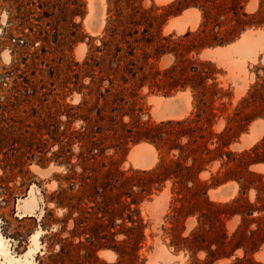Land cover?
I'll return each mask as SVG.
<instances>
[{
	"label": "rangeland",
	"instance_id": "rangeland-1",
	"mask_svg": "<svg viewBox=\"0 0 264 264\" xmlns=\"http://www.w3.org/2000/svg\"><path fill=\"white\" fill-rule=\"evenodd\" d=\"M89 3L0 0V264H264V0Z\"/></svg>",
	"mask_w": 264,
	"mask_h": 264
},
{
	"label": "bare ground",
	"instance_id": "bare-ground-1",
	"mask_svg": "<svg viewBox=\"0 0 264 264\" xmlns=\"http://www.w3.org/2000/svg\"><path fill=\"white\" fill-rule=\"evenodd\" d=\"M156 1L159 4H167V3L171 2L172 0H156ZM89 2H90L89 3V7H90V10L92 11V6H91L92 0H89ZM198 14L199 13H196V11H192V10L184 11L181 16L173 18V19H171L169 21L168 25L166 26L167 30L170 29V28L172 29V27H176V31L179 34L184 33V31L186 30V24H182V23L186 22V23L190 24L191 27H194L196 25L195 19H198V16H199ZM94 19H96V18L94 17ZM95 23H97V22H94V26L95 27L98 24L101 25L100 24L101 22L100 23L98 22V24H96V25H95ZM90 25L91 24H89V26ZM93 31H92V33H93ZM249 33H250L249 31L243 33L238 40H236L235 42H233V43H231V44H229V45H227L225 47H217V48L212 49V50H207V51H205L203 53L204 56H206L208 54L209 55L212 54V56H214V54L219 55L220 60H222L223 64L226 66L227 70H229L230 73L233 76V83H234V86H235V89H236V93L235 94H237L238 96L239 95L241 96L242 93L245 92V88L247 89V85H248L246 80L242 76H239L238 73H244V64L248 60L249 61H254L256 54L259 51H261L263 49V47H264V36L260 35V36L255 37V38L254 37H246L247 34H249ZM230 50H231V52L234 55H236L238 57V59L229 58L228 54H229ZM186 94H187V92H182V93H180V96H182L184 98L186 96ZM155 100L156 99L154 97V99L152 101H155ZM157 100H158V98H157ZM157 100H156L155 104L159 102V100L158 101ZM166 101L169 102L168 107L165 109L167 111V116L169 118H179L180 116H182V110H181L182 108L180 106H178V105L173 104L172 98L171 99L169 98ZM253 128H254V130L253 131L251 130V133H250L249 136H247V135L243 136V137H248L247 141L251 140V142H252L255 139V134H256L255 127H253ZM247 141H246V143H247ZM246 143H244V144H246ZM244 144L242 143L241 147H242V145L244 146ZM156 153L157 152H155L154 148L151 145L146 144V143H142V144H139V145L135 146V148H134L133 152L131 153L130 157L133 160L134 167L147 170V169H149V168H151L153 166V162L155 160V154ZM52 168H54V167H52ZM259 169H262L261 171H263L264 167L263 168H259ZM34 170H36V169L34 168ZM50 170H52V169H50ZM259 172H260V170H259ZM24 205L26 206L27 209L30 210V209L34 208L35 205H37V204H35V201H34V199L32 197V199H26L24 201ZM32 213H33V210H32ZM1 244L2 243H0V245ZM1 248H0V251H1ZM110 254H111V256L113 255L109 251H106V252L104 251L103 253H101L99 255H102V256H104L106 258H110ZM4 255H6V254H4Z\"/></svg>",
	"mask_w": 264,
	"mask_h": 264
},
{
	"label": "trees",
	"instance_id": "trees-1",
	"mask_svg": "<svg viewBox=\"0 0 264 264\" xmlns=\"http://www.w3.org/2000/svg\"><path fill=\"white\" fill-rule=\"evenodd\" d=\"M227 41H224V40H217L216 38L215 39H213L212 41H211V43H201V46H202V48L201 49H203V48H209V47H212V46H222V45H224L225 43H226ZM200 46V47H201ZM123 70H126V67L123 69ZM155 130H149V129H145V133L146 134H149V133H152V132H154Z\"/></svg>",
	"mask_w": 264,
	"mask_h": 264
},
{
	"label": "crops",
	"instance_id": "crops-1",
	"mask_svg": "<svg viewBox=\"0 0 264 264\" xmlns=\"http://www.w3.org/2000/svg\"><path fill=\"white\" fill-rule=\"evenodd\" d=\"M191 10V9H190Z\"/></svg>",
	"mask_w": 264,
	"mask_h": 264
}]
</instances>
